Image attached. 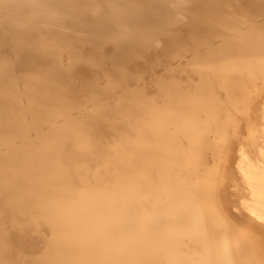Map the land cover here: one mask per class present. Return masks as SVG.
I'll return each instance as SVG.
<instances>
[{
    "label": "bare ground",
    "instance_id": "1",
    "mask_svg": "<svg viewBox=\"0 0 264 264\" xmlns=\"http://www.w3.org/2000/svg\"><path fill=\"white\" fill-rule=\"evenodd\" d=\"M0 264H264V0H0Z\"/></svg>",
    "mask_w": 264,
    "mask_h": 264
}]
</instances>
